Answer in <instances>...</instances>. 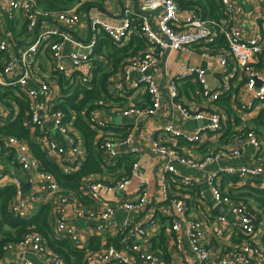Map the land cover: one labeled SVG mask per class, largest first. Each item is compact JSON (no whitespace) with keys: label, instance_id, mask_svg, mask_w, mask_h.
I'll return each mask as SVG.
<instances>
[{"label":"built area","instance_id":"obj_1","mask_svg":"<svg viewBox=\"0 0 264 264\" xmlns=\"http://www.w3.org/2000/svg\"><path fill=\"white\" fill-rule=\"evenodd\" d=\"M71 1L72 5L65 10H47L38 7L34 0H0V52L4 54L0 58V118L7 117L13 110L3 101V91L15 88L26 100L27 120L24 124L40 149L65 175L76 172L85 159L86 151L71 120L63 110L53 108L60 96V88L57 83L53 84V80L58 73H62L70 83L77 78L86 82L92 77L94 50L101 35L122 45L133 33H138L145 41V48L125 59L119 80L124 90H139L147 96L148 101L128 106L120 113L133 116L136 120L154 117L166 99L173 107L179 108L184 117L203 123L192 133H186L173 122H168L149 135L147 144L139 145L134 142L132 131L123 136L104 132L107 126L105 120L99 118V112L91 111L88 124L96 132L95 139L99 141L98 151L103 157L105 175L84 177L77 195L67 193L53 175L39 169L38 161L23 139L14 135H0V151L6 152L9 164L18 171L10 178L14 186L9 207L11 214L21 216L23 211L33 209L34 203L41 201L46 194L52 199L54 230L68 237L75 248L84 250V264H159L161 258L148 245V230L157 226L158 222L153 214L145 219L139 218L150 202L148 180L138 175L141 153L148 147L160 160L158 200L171 207L168 215L169 243L178 255L175 264H264V247L255 240L258 232L256 215L243 202L225 194L215 174L208 176V198L197 191L194 198L198 203L201 200V213L194 216L188 215L192 206L189 197L182 195L178 189L179 182H175L172 175L166 176L167 173L175 174L177 165L202 168L221 158L237 159L246 145L257 151L261 149V141L249 126L230 132V139L222 150H209L198 158L185 154L180 148L181 142L177 144V141L197 145L206 134L217 137L223 134L226 128L225 111L215 101L222 93H230L232 100L235 98V78L241 80L248 95L245 101L237 105L241 113L246 114L259 104L264 106L262 30L255 27L251 36H241L235 20L244 9L237 0H218L221 14L217 21L202 19L193 11L180 10L176 0H138L141 13L126 7L119 24L106 23L98 18L88 20L89 35L85 40H80L70 29L79 24L78 8L88 0ZM254 3L252 14L256 19L264 20V0H254ZM159 8L161 10L150 19L143 13ZM133 16L140 17L138 23H133ZM221 36L226 41V49L215 47ZM209 45L211 48L207 47ZM195 46L201 49L202 54L213 56L218 62L220 74L217 84L210 85L201 68L182 66L175 74L168 76L165 82L167 93L163 95V87L156 80L153 68L168 51H185L195 49ZM41 57L45 59L44 63ZM183 78L198 84L200 94L210 101L211 109L208 112L193 111L182 106L178 80ZM56 136H60L63 142H59ZM168 136L175 140L174 144L166 142ZM121 155L132 156L127 174L118 169H109L116 165ZM225 172L238 177L239 182L262 181L264 160L255 166L241 164L229 167ZM34 176L38 178L40 192H44V196L25 193V182L30 183ZM133 177L138 179L133 197L121 195L102 210H96L95 205L101 202L104 194L124 191ZM183 183L195 189L192 180L185 179ZM79 194L88 199L93 207L85 210L81 205L75 206V219L94 221L97 234L106 236L108 233L111 239L96 249L90 248L69 222L67 207L77 202ZM216 205H222L225 213L215 212ZM116 207H121L126 215L113 222ZM208 221L211 223L210 244L203 240ZM226 235L230 239L226 249L211 245L212 241ZM241 236H248V240L240 239ZM5 249L9 254L13 249L33 254L44 264H64L36 232L25 234L19 242L10 243ZM19 264L33 262L22 257Z\"/></svg>","mask_w":264,"mask_h":264},{"label":"crops","instance_id":"obj_2","mask_svg":"<svg viewBox=\"0 0 264 264\" xmlns=\"http://www.w3.org/2000/svg\"><path fill=\"white\" fill-rule=\"evenodd\" d=\"M237 1L243 6L244 9L243 13L235 20V25L241 36H251L255 30V27H259L264 33V20H258L256 19L255 15L252 14L254 12L255 6L254 0ZM126 7L130 8L133 12H142L140 11L138 0H88L78 8L81 20L78 25L70 29V32L78 39L85 40L89 35L88 20L98 18L99 20L106 23L119 24L121 17L123 16V9ZM147 16L150 19V16ZM124 43H127V41ZM195 47L197 49L191 48L185 51H168L164 54L163 58L158 61L155 68H153V74L156 77V80L160 86L163 87V95L167 93L165 82L168 79V76L170 74H175L179 67L182 66L201 68L209 84L212 86L217 84V78L220 74L218 62L213 56L202 54L203 52L200 48H198V46ZM41 61L44 63L45 59L41 57ZM262 71L264 72V67ZM120 72L121 66L118 68L116 73L109 77L107 91L110 95H112V97L121 98L123 103L118 104L117 102H113L112 98H104L99 102L104 106L102 108L93 109L99 112V118L105 120L106 125H109V129H105L104 132H108L114 136H121L124 133L127 134L128 132L132 131L134 134V142L138 143L139 145H143L147 144V139L151 133H154L157 129L161 128L168 122H173L176 127L186 133H192L197 127L202 125L203 122L201 120L184 117L181 114V110L177 107H173L166 99L163 100L161 109L154 117L140 118L136 120L130 115L123 116L120 111L128 106L141 103L143 95L139 90H124L121 81L119 80ZM188 81L190 82L188 83L189 86L187 88L188 95L181 94L179 92L180 99L183 104L182 106L193 111L208 112V110L211 109L209 99L203 97L200 94L199 86L192 88V86L196 84L194 81H191V79ZM240 81L241 80H239V78H235L233 82L235 88V98L233 100L232 98L229 100L230 113L225 112V130L227 129L229 132H236L242 129L244 126L251 127L262 143L261 149L257 151L252 146L246 145L243 148L242 155L237 159L221 158L218 162L208 164L202 168H188L187 166L177 165L175 174L167 173L166 176L172 175L171 177L174 178L175 182H179L180 186H178V189L181 191V194L189 197V201L192 206L188 213L189 216H194L201 213V200L198 203L194 197H196L197 191H199L200 194L204 196V198L209 197L208 176L210 174H215L217 183L222 190L227 187H233L234 185L238 186L247 182L253 185L251 180L239 182L238 177V180L233 182L231 178L234 176L226 173L225 169L229 167H237L241 164L255 166L264 160V125H257L253 120L258 115L260 109L264 106L259 104L254 110H251L246 114H243L239 111L237 107L238 103L245 101L248 96L247 92L243 88V83ZM56 83L54 78L53 84L57 85ZM56 137L59 142H63L60 136ZM79 139L83 146L80 136ZM174 141L175 140L172 137H167L166 142L168 144H174ZM179 142H181L180 148L183 150V152H185V154L193 158H198L209 150H222V148L227 143V138L225 135L217 137V135L214 134H206L202 137L201 142L197 145H188L182 141H177V144ZM0 173L3 175L0 177V186L12 185L10 178L18 173L17 169L9 164V159L5 151H0ZM160 174L161 168L159 158L150 150V148H145L141 153V166L138 175L145 177L148 180V193L150 202L146 206L145 213L140 214L139 218L145 219L150 214L154 215L158 225L148 230V245L151 246L155 253L161 258L159 264H175L178 255L172 249L169 243L168 215L171 211V207L169 204L158 200V193H160ZM185 179L192 180L195 185V189H192L190 186L183 183ZM137 183V177H133L130 180V184L124 191L104 194L101 202L95 205L96 210H102L107 204L111 203L113 200H116L121 195L124 197H133V191ZM223 184L225 187H222ZM259 186H264V180L260 182ZM40 191L41 189L39 180L36 176H34L32 181L29 183L28 190H25V193H39L41 196H44L45 193ZM77 197V202H72L67 207L69 222L73 225L75 231L83 238V240L89 243L90 247H97L101 246V243L110 242L111 239L108 233L106 236L97 234L94 221H91L88 218H83L81 220L75 219L73 215L75 206L81 205L85 210H89L93 207V204H91V202L85 197L80 196V194ZM51 200L52 199L47 197L45 194V197H43L41 201L34 203L33 209L31 208L23 211L21 216L27 218L34 215L40 203H49L52 207ZM252 207L258 212L260 218V220L257 222L258 232L255 240L258 241L262 247H264V241L262 240L261 236L262 234H260V222L261 224L264 223V213L263 211L257 209L255 204H252ZM221 213H225V210ZM125 215L126 213L121 207H116L112 221L117 222L124 218ZM210 226L211 223L208 221L203 232V240L208 244H210L211 241ZM56 233L57 238L62 237L61 234L58 232ZM228 244H230V239L227 235L220 240H214L211 242V245L214 248L219 247L221 250L226 249ZM22 257L31 259L33 264H44L40 258L34 256L33 254L27 252L24 253L17 249H13V251L8 255V262H15L19 264V261Z\"/></svg>","mask_w":264,"mask_h":264},{"label":"trees","instance_id":"obj_3","mask_svg":"<svg viewBox=\"0 0 264 264\" xmlns=\"http://www.w3.org/2000/svg\"><path fill=\"white\" fill-rule=\"evenodd\" d=\"M34 1L38 7L47 10H65L72 5L71 0ZM176 3L180 10L193 11L202 19L217 21L220 18L221 12L218 0H176ZM133 18L134 24L140 20L138 16H133ZM13 35L16 37L15 33ZM215 44L217 49L227 48L226 41L222 36L218 38ZM207 47L211 48V45ZM144 48L145 41L138 33H133L127 43L122 45L115 44L106 36L101 35L94 50L92 77L89 80L84 82L77 78L70 83L62 73H58L55 77L60 88V96L59 101L54 103L53 108H60L67 115L68 120H71L72 127L82 139L86 151L85 159L76 172L65 175L59 166L50 161L40 149L33 136L30 135L28 127L24 124L27 120L26 100L15 88L5 89L2 94L6 106L13 107V110L11 109L7 117L0 118V135H14L23 139L27 143L31 154L38 161L39 169L53 175L59 186L67 193L74 192L77 195L84 177L96 174L105 175L103 157L98 151L99 141H96V132L88 124L91 111L94 108H102L104 105L99 102L104 98H112V101L118 104L123 103L121 98L112 97L107 91L109 77L118 71V68L127 57ZM3 55V52H0V58ZM188 80V78L178 80V90L181 94H187L188 83H190ZM196 86L198 87L197 83L192 88ZM229 100L230 93H222L215 103L223 108L225 112L230 113ZM147 101V96L143 95L141 103L145 104ZM253 120L257 125H264V107L260 109ZM105 129H109V125ZM123 135H126V133L121 136ZM223 135H225L228 142L230 139L229 130H224L221 136ZM131 162V155H121L117 158L116 165L109 167V169H118L127 174ZM231 179L233 182L238 180L237 177ZM252 182L253 185L247 182L242 185L227 187L223 191L231 199L241 201L250 208L251 212L256 215V224H258L260 218L252 204H255L257 209L264 213V186H259L261 180L256 179ZM222 187H225L224 184ZM13 196V185L0 186V264H17L8 262L9 252L5 248L10 243L19 242L29 232L38 233L49 250L59 256L64 264H84L85 252L83 249L75 248L72 241L66 236L57 238V233L53 227V211L49 203H40L36 213L30 217H15L9 209ZM240 239L248 240V236H241ZM262 240L264 241V233ZM90 248L96 249L98 246Z\"/></svg>","mask_w":264,"mask_h":264},{"label":"water","instance_id":"obj_4","mask_svg":"<svg viewBox=\"0 0 264 264\" xmlns=\"http://www.w3.org/2000/svg\"><path fill=\"white\" fill-rule=\"evenodd\" d=\"M138 10V9H137ZM161 8L157 9V10H153V11H148V12H143L145 15H149L150 17H152L155 13H157L158 11H160ZM24 188L27 191L29 188V183H25L24 184ZM214 210L218 211V212H223L225 210V208L222 205H216Z\"/></svg>","mask_w":264,"mask_h":264},{"label":"rangeland","instance_id":"obj_5","mask_svg":"<svg viewBox=\"0 0 264 264\" xmlns=\"http://www.w3.org/2000/svg\"><path fill=\"white\" fill-rule=\"evenodd\" d=\"M42 62H43V61H42ZM55 83H56V81H55ZM58 93H59V92H58ZM260 229H261L260 234L263 235V233H264V223L261 224V222H260ZM262 235H261V236H262Z\"/></svg>","mask_w":264,"mask_h":264}]
</instances>
